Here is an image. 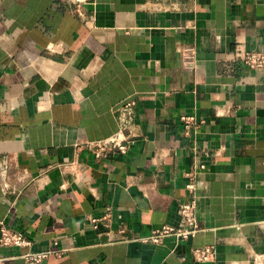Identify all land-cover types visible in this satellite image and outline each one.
Returning a JSON list of instances; mask_svg holds the SVG:
<instances>
[{
	"label": "crops",
	"instance_id": "crops-1",
	"mask_svg": "<svg viewBox=\"0 0 264 264\" xmlns=\"http://www.w3.org/2000/svg\"><path fill=\"white\" fill-rule=\"evenodd\" d=\"M246 51L264 54V0H0V236L52 252L0 245V264H264V67ZM121 133L126 153L88 147ZM194 198L193 238L144 240Z\"/></svg>",
	"mask_w": 264,
	"mask_h": 264
},
{
	"label": "built area",
	"instance_id": "built-area-1",
	"mask_svg": "<svg viewBox=\"0 0 264 264\" xmlns=\"http://www.w3.org/2000/svg\"><path fill=\"white\" fill-rule=\"evenodd\" d=\"M78 6L82 7L92 0H74ZM243 62L251 67H264V54L256 51H246L243 53ZM135 100L127 102L124 106L117 109L120 113V121L123 129L129 128L135 112ZM181 120L185 127V134L190 136L198 126V121L194 115H183ZM130 140L123 133L113 136L107 140L91 142L88 147L97 158H109L116 153H126L130 147ZM188 177L187 189L196 194L198 189V181L196 179L197 173L191 171L186 174ZM180 216V224L178 226H164L160 229L154 230L150 236L144 238L146 241L160 243L166 236H176L179 240H188L193 238L199 231L202 230L198 218V203L196 198L182 202L178 209ZM112 216V208L109 207L107 212L101 218H93L95 226L101 220L109 219ZM1 246H12L23 250L22 257L31 263H40L48 257L52 252H37L34 250V242L27 238L23 232L15 231L6 224H1ZM59 252L58 255H62ZM196 258L203 262H212L216 258L217 246L207 245L202 248L194 250Z\"/></svg>",
	"mask_w": 264,
	"mask_h": 264
}]
</instances>
